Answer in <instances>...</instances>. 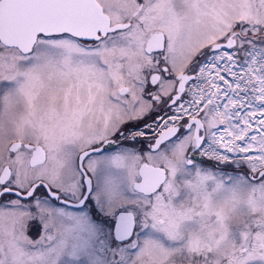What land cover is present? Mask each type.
<instances>
[{
  "label": "snow or ice",
  "instance_id": "6c2138e0",
  "mask_svg": "<svg viewBox=\"0 0 264 264\" xmlns=\"http://www.w3.org/2000/svg\"><path fill=\"white\" fill-rule=\"evenodd\" d=\"M0 264H264V0H0Z\"/></svg>",
  "mask_w": 264,
  "mask_h": 264
},
{
  "label": "flooded vegetation",
  "instance_id": "af4514ba",
  "mask_svg": "<svg viewBox=\"0 0 264 264\" xmlns=\"http://www.w3.org/2000/svg\"><path fill=\"white\" fill-rule=\"evenodd\" d=\"M114 149H109V153H111ZM197 159H200L199 156H197Z\"/></svg>",
  "mask_w": 264,
  "mask_h": 264
}]
</instances>
